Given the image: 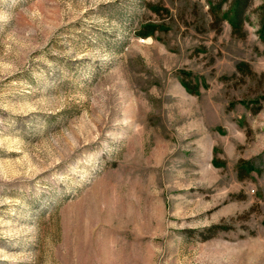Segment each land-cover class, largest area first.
Returning <instances> with one entry per match:
<instances>
[{
  "label": "rangeland",
  "instance_id": "374dc122",
  "mask_svg": "<svg viewBox=\"0 0 264 264\" xmlns=\"http://www.w3.org/2000/svg\"><path fill=\"white\" fill-rule=\"evenodd\" d=\"M235 2L0 0V264H264V0Z\"/></svg>",
  "mask_w": 264,
  "mask_h": 264
},
{
  "label": "trees",
  "instance_id": "16d2710c",
  "mask_svg": "<svg viewBox=\"0 0 264 264\" xmlns=\"http://www.w3.org/2000/svg\"><path fill=\"white\" fill-rule=\"evenodd\" d=\"M241 3H242V0H236L235 2V5H234V8H233V11L235 12V21L238 20V16H239V13L241 11ZM232 23L234 24V20H232ZM235 25V24H234Z\"/></svg>",
  "mask_w": 264,
  "mask_h": 264
}]
</instances>
